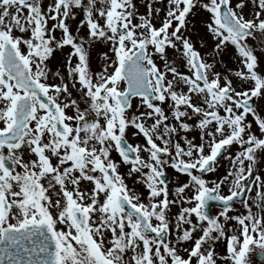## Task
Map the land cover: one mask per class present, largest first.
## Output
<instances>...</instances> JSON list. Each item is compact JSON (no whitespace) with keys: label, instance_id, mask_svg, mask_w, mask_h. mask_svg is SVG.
Listing matches in <instances>:
<instances>
[{"label":"snow or ice","instance_id":"1","mask_svg":"<svg viewBox=\"0 0 264 264\" xmlns=\"http://www.w3.org/2000/svg\"><path fill=\"white\" fill-rule=\"evenodd\" d=\"M145 7L0 0V264L264 256V110L253 106L264 97V0ZM97 45L106 51L94 67ZM228 56L235 70H221ZM193 128L199 143L185 135ZM222 159L225 174L205 179ZM168 169L188 182L170 191ZM134 174L145 192L129 187Z\"/></svg>","mask_w":264,"mask_h":264},{"label":"rangeland","instance_id":"2","mask_svg":"<svg viewBox=\"0 0 264 264\" xmlns=\"http://www.w3.org/2000/svg\"><path fill=\"white\" fill-rule=\"evenodd\" d=\"M234 2H235V0H234ZM135 3L137 4V7H138V9H139V12H140V14H145L146 13V7H145V0H135ZM77 19H79V17L77 18ZM70 23H71V25H72V29H73V31L75 30V27H76V21H70ZM194 23H196V25H197V31L193 34V38L194 39H196L197 38V35H199V34H202V32H203V24L200 22V18L199 17H196L195 19H194ZM83 31V30H82ZM57 36H59V32L57 33ZM251 43H253V45L255 46V42L253 41V42H251ZM95 48H96V51H95ZM64 51V53L66 54L67 53V51H68V49L66 48V49H64L63 50ZM104 51H106V48L103 46V45H97V46H95L92 50H91V55H93V56H98L96 59L99 61V58H100V54L102 53V52H104ZM59 54H60V52H57V53H55L54 54V59H52L51 61H50V65L52 66V67H59V65L63 62V56H59ZM258 55H259V50H258V53H257ZM226 66V68L227 69H233V70H235L236 68H238V65L235 63V61L231 58V56H228V57H225L224 58V65H222V66H220L221 67V70H223L224 69V67ZM49 82H53V81H49ZM257 99V106H256V110H257V112L258 113H262V110H264V97H261V98H256ZM165 107V109H167V105H165L164 106ZM262 114H264V113H262ZM249 120H251V117H249ZM189 123H191V124H195L196 123V121L195 120H193V121H189ZM254 130H256V128H255V125H254ZM135 132V130L134 129H129V132H128V135H129V140H130V142H132V143H141V144H143L144 143V141H143V138L142 137H136V136H134L133 135V133ZM199 132H198V130L197 129H195V128H193V131L192 132H189V133H185V135H187L190 139H194V137H193V135H195V138H196V140H195V142L196 143H199L200 141H199ZM257 135H259V132H258V130H257ZM206 151H207V149H206ZM237 151V148H236V146H233L232 147V149H231V152L229 153V154H234L235 152ZM145 155V157H146V154H144ZM113 158L119 163L120 162V158H119V156L116 154V153H113ZM228 161L227 160H223L220 164H219V166H218V169H217V171L215 172V173H211L210 175H207L206 177H205V179H208V180H213V179H215V176H216V173H224L225 171H226V169H227V167H228ZM122 166H124L125 167V170H124V168L122 167ZM127 167L128 166H125V165H123V164H121V167H120V171H121V173H126L127 172ZM223 167V169L222 170H220V171H218L220 168H222ZM167 173H169L168 171H167ZM135 175V174H134ZM129 179L130 178H128V177H126V182L127 183H130L129 182ZM134 179H138V176L136 175L135 177H134ZM171 181L173 182V185L177 182H181V185L183 184V183H187V181H186V179H184V178H172L171 177ZM171 182V183H172ZM170 183V184H171ZM176 186V185H175ZM137 187L138 188H140V190H141V193H143V192H145V189L143 188V186H141V185H137ZM169 188H170V191L174 188V186H169ZM226 191V190H225ZM170 198H171V196H170ZM238 207H239V205H238ZM173 208H177V212L179 211V207H178V205H173L172 207H171V209H173ZM216 251L218 252V253H220V254H226V247H225V244L223 243V242H217V245H216ZM250 253H254L255 255H258L259 253H261L260 252V250L258 249V248H255V247H253V250L252 251H250ZM259 256H260V254H259ZM248 264H264V262L263 263H260L259 261H257V260H250L249 258H248Z\"/></svg>","mask_w":264,"mask_h":264},{"label":"flooded vegetation","instance_id":"3","mask_svg":"<svg viewBox=\"0 0 264 264\" xmlns=\"http://www.w3.org/2000/svg\"><path fill=\"white\" fill-rule=\"evenodd\" d=\"M95 51H96V48H95ZM59 56L61 57L62 55H61V53L59 54ZM98 56H93V55H91V60H92V63H93V66L94 67H96V66H98V64H99V61L96 59ZM53 68H55V67H53ZM51 83V82H50ZM74 95H75V93H74ZM134 104H135V101H134ZM69 114H71V113H69ZM199 135V134H198ZM193 137H194V139L196 140V138H195V135H193ZM222 162V161H221ZM220 162V163H221ZM123 168H124V170H125V167L124 166H122ZM223 169V167L222 168H220L218 171H220V170H222ZM126 171V170H125ZM169 173H168V179H169V181H171V177L172 178H184V179H186V181L188 182V177H186V176H184V175H181V174H177V173H175L174 172V170H172V169H168L167 170ZM211 174V173H210ZM210 174H208V175H210ZM225 174V172L222 174V173H216V176H215V179H217V178H219V177H222L223 175ZM136 175H133L130 179H129V182L130 183H128V185H129V187H135L138 191H140L141 192V190H140V188H138L137 187V184H135V181H136V179H134V177H135ZM172 182V181H171ZM174 182V181H173ZM173 182L171 183V184H169V186H177V185H181V182H176L174 185H173ZM237 207H238V205H237ZM177 210V208H173V209H171V213L172 214H177L178 212L176 211ZM219 210V208H214L213 210H212V212L214 213V212H217ZM229 227H231V225H229ZM260 254V253H259ZM258 254V255H259ZM258 255H255L254 253H249L248 254V258L250 259V260H257V258H258Z\"/></svg>","mask_w":264,"mask_h":264},{"label":"water","instance_id":"4","mask_svg":"<svg viewBox=\"0 0 264 264\" xmlns=\"http://www.w3.org/2000/svg\"><path fill=\"white\" fill-rule=\"evenodd\" d=\"M253 106L255 107V101H254V105ZM210 209H211V206H210Z\"/></svg>","mask_w":264,"mask_h":264}]
</instances>
